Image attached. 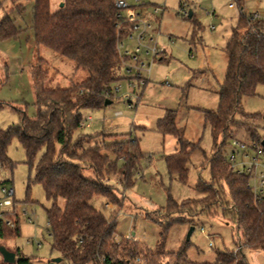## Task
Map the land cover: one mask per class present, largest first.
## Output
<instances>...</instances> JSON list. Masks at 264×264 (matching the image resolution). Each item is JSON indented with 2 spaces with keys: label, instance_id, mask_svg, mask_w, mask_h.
<instances>
[{
  "label": "trees",
  "instance_id": "1",
  "mask_svg": "<svg viewBox=\"0 0 264 264\" xmlns=\"http://www.w3.org/2000/svg\"><path fill=\"white\" fill-rule=\"evenodd\" d=\"M230 1L238 8L239 16L223 48L227 66L218 91V107L203 110L212 138L210 180L199 177L196 197L177 201L168 193L164 219L156 220L163 236L171 223L181 221L176 219L181 213L192 218L218 214V209L223 215L230 214L237 221L240 242L233 251L217 252L215 260L208 264H249L243 248L264 247V196L254 197L247 175L232 170L223 156L234 128L245 127L253 140L260 138L248 121L255 115L243 110L242 98L254 94L258 84H264V19L244 14L243 0ZM62 2L61 7L51 11L50 0H33L31 23L36 49L29 71L35 114L27 116L23 107L0 100V109L9 106L19 113L17 123L0 128V168L13 167L7 149L17 139L24 149L26 163L34 169L31 181L42 186L51 202L45 209L47 232L50 248L61 260L72 264H189L187 240L171 251H164L161 241L157 260L145 256L142 261L143 247L131 238L123 237L118 242L114 238L115 217H106L92 203L94 197L111 198L117 203L115 188L107 179L115 176L129 185L143 152L134 138L86 146L95 134L74 135L81 127L82 111L104 107L105 99L112 100V84L120 79L116 72L120 63L116 50L118 18L113 0ZM187 18L198 25L192 13ZM19 32L8 15L0 18V38L16 37ZM38 46L71 59L77 69L86 72V77L68 87H46L47 70ZM156 130L176 139V150L164 156V163L171 179L186 182L190 154L199 146L184 138L183 130L175 124L174 110L165 111ZM40 149L43 153L34 163ZM60 198L65 200L63 207L58 204ZM14 222L13 234L0 222V237L18 235V218ZM15 254L17 264H28V257L17 255L18 250ZM164 255L168 259L162 262Z\"/></svg>",
  "mask_w": 264,
  "mask_h": 264
},
{
  "label": "rangeland",
  "instance_id": "2",
  "mask_svg": "<svg viewBox=\"0 0 264 264\" xmlns=\"http://www.w3.org/2000/svg\"><path fill=\"white\" fill-rule=\"evenodd\" d=\"M62 1L50 0V10H56ZM127 1L132 3V0ZM32 4L33 0H0V18L8 15L20 28L18 36L0 38V100L23 107L30 117L35 114L29 71L36 49L31 23ZM136 4L144 6V12L151 14L150 43L156 42L158 47L165 49V59L156 58L149 73L142 72L145 83L131 79L132 75H126L121 69L116 70L120 79L112 84L111 103L99 109L82 111L84 125L74 135L95 134L86 146L134 138L143 152L129 185L115 176L107 179L115 188L117 203L101 197H94L92 203L106 217H115L114 238L118 242L129 233L130 241L143 247L142 261L145 256L157 260L161 241L164 251L177 250L192 228L186 250L189 264L212 263L217 252L233 251L240 242L237 221L230 214L223 215L219 209L218 214H200L194 218L181 213L176 216L181 221L171 223L163 236L156 220L164 219L168 193L177 201L196 197L195 185L199 177L207 182L210 180L208 159L212 154V138L209 125L203 119V110L218 107V91L227 66L223 48L239 10L230 0H139ZM154 5L161 7L159 12H153ZM256 10L264 19V0H243L244 14L250 15ZM189 11L197 26L187 18ZM124 42L129 48L134 44L128 38ZM37 49L45 60L46 87H68L86 77V72L77 69L71 59L47 47L38 46ZM118 85L119 89L115 91ZM128 102L133 103L132 108L128 107ZM242 107L246 113L255 115L248 121L252 130L264 137V84H258L254 94L242 98ZM168 109L175 111V124L183 130L184 138L199 146L190 154L186 182L171 179L164 163V156L175 152L177 147L172 135H163L156 130L158 119ZM88 115L91 119L86 121ZM18 121L17 110L9 106L0 109V128ZM234 138L246 140L253 137L245 127L234 128L223 149L226 160ZM42 153L43 149H40L34 163ZM7 154L14 165L0 168V186L13 187L16 212L25 206L37 218L29 222L18 213L15 216L18 218V235L0 237V246L14 252L18 250L17 255L29 258L28 264H50L52 259L59 257L50 248L51 238L47 232L45 209L51 202L46 199L42 186L31 181L34 169L26 163L24 149L17 139L11 141ZM239 159L237 156L236 160ZM104 202L109 203L107 208L103 206ZM64 203V199H58L60 207ZM9 217L15 220L14 216ZM8 232L13 234L12 228ZM243 252L249 264H264V247L243 248ZM167 259L168 256L164 255L160 261ZM0 264L17 263L3 262L0 255ZM56 264L72 263L63 259Z\"/></svg>",
  "mask_w": 264,
  "mask_h": 264
},
{
  "label": "built area",
  "instance_id": "3",
  "mask_svg": "<svg viewBox=\"0 0 264 264\" xmlns=\"http://www.w3.org/2000/svg\"><path fill=\"white\" fill-rule=\"evenodd\" d=\"M113 1L114 7L117 10L118 18L116 23V50L120 58L119 69L123 70L126 75H132L130 77L131 79L134 78L145 83V78L142 75V72L149 73L150 67L155 59L164 58L165 49L158 47L156 42L150 43L152 40L149 32V19L151 14L144 12V6L136 4L139 0H132V3H129L127 0ZM160 9V6L154 5L153 12L157 13ZM252 15L253 17H260L257 10L254 11ZM125 38L134 42L131 48L125 44ZM114 89L117 91L119 85ZM128 107L132 108L133 103L128 102ZM90 119V115L85 118L86 121H89ZM88 123L89 122L85 125H88ZM83 125L82 121L81 127ZM263 140L264 137L261 136L258 140H253L251 138L239 140L234 138L230 145L232 150L227 158V162L232 170L247 175L248 187L254 197L257 198L264 196ZM237 156H240L238 161L236 160ZM13 195V187H8L6 185L0 186V222L12 228L14 227L15 220H11L9 215L14 216L15 218L18 213L24 216L29 222H34L37 215L34 212H29L25 206L20 208V212H16L15 207L17 205L13 199ZM103 206L107 208L109 203L104 202ZM126 238H131V235L128 233Z\"/></svg>",
  "mask_w": 264,
  "mask_h": 264
},
{
  "label": "water",
  "instance_id": "4",
  "mask_svg": "<svg viewBox=\"0 0 264 264\" xmlns=\"http://www.w3.org/2000/svg\"><path fill=\"white\" fill-rule=\"evenodd\" d=\"M63 5V2H61L59 4V7H61ZM189 15L191 14V12L189 11L188 13ZM109 103H111L110 99H105L104 101V106L108 105ZM262 144L264 145V140L262 141ZM192 228L189 229L187 236H186V240H188V237L190 235ZM0 255H1V260L3 262H8V263H14L15 262V252L14 251H10L8 249H6L4 246H0ZM61 261V257H56L54 259L51 260L50 264H56L57 262Z\"/></svg>",
  "mask_w": 264,
  "mask_h": 264
},
{
  "label": "crops",
  "instance_id": "5",
  "mask_svg": "<svg viewBox=\"0 0 264 264\" xmlns=\"http://www.w3.org/2000/svg\"><path fill=\"white\" fill-rule=\"evenodd\" d=\"M145 9V7L143 8V10ZM165 59V58H164ZM15 257H16V254H15Z\"/></svg>",
  "mask_w": 264,
  "mask_h": 264
}]
</instances>
